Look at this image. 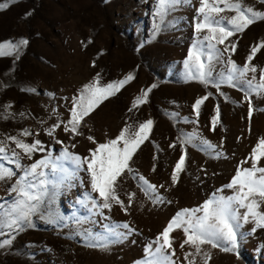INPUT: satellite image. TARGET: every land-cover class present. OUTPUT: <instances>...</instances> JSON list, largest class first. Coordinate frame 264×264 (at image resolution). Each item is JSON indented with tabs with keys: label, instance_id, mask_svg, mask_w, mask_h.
Listing matches in <instances>:
<instances>
[{
	"label": "rangeland",
	"instance_id": "1",
	"mask_svg": "<svg viewBox=\"0 0 264 264\" xmlns=\"http://www.w3.org/2000/svg\"><path fill=\"white\" fill-rule=\"evenodd\" d=\"M5 2L8 0H0ZM153 3L154 0H16L0 10V41H17L21 37L29 40L19 60L0 57V139L19 135L28 128L33 135L20 138L26 142L42 141L46 152H36L32 159L25 157L24 164L49 153L56 157L65 146L87 157L89 149L96 146L87 136L102 143L115 138L126 124L136 129L140 123L152 119L150 137L134 155L130 166L136 174L157 185L166 201H171L153 204L140 190L137 180L125 175L118 188L121 199L127 204V193H136L128 214L116 205L105 213L110 216V222L127 221L136 232L107 250L88 247L76 234L89 227L87 223H76V217L87 215L76 198L90 191L88 176L81 171L78 177L83 179V184L79 178L72 181L74 187H67L66 182L44 218H40V213L33 216L35 227L17 234L12 245L0 248V264H134L144 256V246L179 209L202 204L228 184L240 162L249 156L258 139L264 137V98L253 97L255 110L249 122L248 104L240 90L223 85L220 91L229 97L226 100L215 87L188 81L184 76L182 61L194 39L193 17L195 8L199 7L198 0H192V6L179 8L158 33H154ZM243 3L264 10L261 0H243ZM230 40L237 44L232 59L242 66L251 48L264 41V21H257ZM252 63L257 66L259 77V69L264 68V49ZM97 73L102 84L122 79L128 73H133L135 78L85 118L80 129L83 135L70 138L71 134L62 127L53 136L46 134L45 129L68 118L71 98ZM152 84L157 86L149 93L147 102L130 112L142 90ZM207 93L212 95L201 106L199 124L192 123L196 119L192 105ZM8 104L11 108L5 109ZM217 105L220 122L211 131L210 118ZM7 113L12 115L5 120L3 115ZM184 117L190 122H185ZM193 131H199L203 138L216 144L224 155L216 158L214 154L186 146V167L173 186L171 174L181 148L179 144L175 148L169 145L181 133ZM57 140L63 141V145ZM250 166L251 161L244 165ZM260 166H264V160ZM223 194L229 195L231 190L226 189ZM0 197L6 198L3 183H0ZM51 218H60L63 224L50 223ZM252 226L245 225V229ZM7 235V231L0 233V241ZM173 237L177 264H186L183 257L189 247L180 248L185 238L182 230H176ZM260 242H264V230L248 238L240 248L239 258L212 249L209 264H264V250H257ZM197 264H202L199 257Z\"/></svg>",
	"mask_w": 264,
	"mask_h": 264
},
{
	"label": "snow or ice",
	"instance_id": "2",
	"mask_svg": "<svg viewBox=\"0 0 264 264\" xmlns=\"http://www.w3.org/2000/svg\"><path fill=\"white\" fill-rule=\"evenodd\" d=\"M15 2L16 0H8L0 3V10ZM261 2L264 3V0ZM198 3L199 7L195 8L196 15L193 17L194 39L182 61L184 76L188 81L199 82L205 87H215L226 100L229 97L220 91L223 85L240 90L248 104L250 122L255 110L253 97L264 98V68L259 69L257 77L258 68L252 63L257 53L264 49V41L251 48L241 66L232 59L237 44L230 38L243 33L257 21H264V10H256L253 6L244 4L243 0H198ZM184 5L192 6V0H154V33L166 26L172 14ZM228 12L233 14L227 15ZM28 44L29 40L23 37L17 41H0V57L19 60L22 49ZM134 78L133 73H128L122 79L102 84L100 74L97 73L71 98L68 118L59 120L45 129L46 134L53 136L56 130L62 127L65 133L71 134L70 138L83 135L80 129L85 118ZM156 86L152 84L142 90V95L135 99L129 111L146 103L149 93ZM211 95L212 93H207L195 100L192 107L196 119L191 121L192 123L199 124L201 106ZM4 107L11 108V104ZM214 112L210 118L211 131H215L220 122L219 105L215 107ZM11 115L4 114L3 119L7 120ZM183 120L190 122L188 117ZM153 123L152 119H148L136 129H133L131 124H126L115 138L102 143L97 142L91 135L87 136V139L96 145L95 148L89 149L87 157L73 153L65 146L58 156L53 157L49 153L30 164H24L23 159H32L36 152H46L41 140L26 142L20 138L31 137L33 133L30 129L24 128L19 135H8L0 139V183L6 185V198L0 197V233H8L7 237L0 241V248L12 245L17 234L35 227L33 216L40 213V218L43 219L57 192L66 182L67 187H74L72 181L79 178L81 171L88 176L90 191L83 193V197L76 198L77 204L87 212L85 216L76 217V223H87L89 227L76 234L82 237L86 246L107 250L110 245L123 242L136 232L127 221L110 222L111 218L106 215L105 210L111 212L116 205L128 214L136 193H127V204L121 199L118 188L125 175H132L133 179L137 180L138 187L153 204L171 203L160 195L157 185L143 175L136 174L130 166L141 145L149 139ZM56 142L61 145L64 143L60 140ZM222 143L223 141L221 146ZM177 144L180 145L181 155L171 174L173 186L178 183L180 174L186 167V146L214 154L216 158L224 155L216 144L203 138L199 131L181 133L169 147L175 148ZM72 147L74 148L75 144ZM262 160L264 137L258 139L249 156L240 162L228 184L217 189L202 204L179 209L163 230L144 246V256L134 264H177L176 249L173 247V233L176 230H182L185 237L180 243V248L184 249L186 245L189 247L183 257L186 264H197V257L202 264H209L212 249L233 253L239 258L240 248L248 238L254 236L258 230H264V210H261L264 206V166H260ZM249 161L251 166L244 167ZM79 182L83 184V179L79 178ZM226 189L231 190V194L224 195ZM49 222L63 224L60 218H51ZM250 223L253 226L245 229V225ZM93 226H98L100 230ZM204 246L210 247L205 249ZM257 250H264V242L258 244Z\"/></svg>",
	"mask_w": 264,
	"mask_h": 264
}]
</instances>
